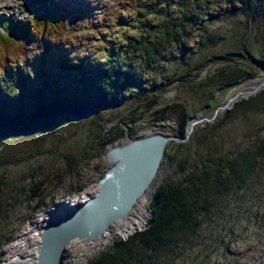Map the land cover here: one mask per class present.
Here are the masks:
<instances>
[{"label": "trees", "instance_id": "16d2710c", "mask_svg": "<svg viewBox=\"0 0 264 264\" xmlns=\"http://www.w3.org/2000/svg\"><path fill=\"white\" fill-rule=\"evenodd\" d=\"M206 1L205 6L201 5L202 0H123L120 3L118 1L115 7H111L100 18L97 17L98 20L95 18L86 20L84 27L92 31L94 39L90 52L81 57H75L66 50L63 41L72 35L63 14L59 11L49 7L45 11H37L30 22L23 19L12 21L0 17L2 23L0 43L6 45L2 47L7 58L15 56L20 58L17 54L22 52H17L16 49L23 51V47L29 42L39 45L42 49L35 57V61H31L32 57H28L29 65L23 64L27 62H19L18 64L23 67H18L16 70L9 65L12 71L6 68L5 73L0 77V115L10 107L14 113L17 112V119L22 122L18 130L13 128L11 134L0 138V156L2 152L9 155L10 150H16L15 147L9 148L10 144L26 137L36 138L30 142L19 141L26 147H31L35 159L37 155L41 159L46 152L51 151L50 148L44 147V141L40 140V137L47 135L49 127L47 123L50 119L42 118L51 115L50 112L59 113L63 109L58 106L55 109H47L45 104L51 106L81 96L86 98L91 93H104L105 97L95 96L91 99L96 112L100 105L105 104L107 107L102 111L110 110L108 99L113 97L114 99L120 96L134 98L139 105L147 96L149 83H153L152 88L155 89L158 82L163 81L168 75L166 65L162 68L165 62L169 65L176 64L178 70L183 67L188 68L190 65L192 68L196 66L195 70H200L201 74L209 66L216 65L210 73L201 77L198 90L190 87V92L200 95L199 102L204 108L212 104L210 102L214 94L224 95L228 90L257 78L246 62H239L233 58L239 54L238 57L248 59L259 70H264V0L230 2L231 10H237L235 13L231 12L234 18L231 23L240 20L243 25L245 20L247 29L244 31V41L236 50L237 53L233 51L234 53L224 54L215 48L216 40L220 38L219 31L212 33L210 25L204 26L206 13L208 12V16L213 14L211 0ZM239 4L242 5L236 9L235 6ZM171 6H174V10L169 9ZM221 14L230 17L228 11H222ZM198 27L204 30L208 36L207 40L212 42L210 55L191 52L188 47L193 32ZM118 30L120 31L117 32ZM130 34L135 35L130 36ZM75 38L81 41L82 45L87 46L83 37L76 35ZM229 41L230 39L226 40L225 45ZM230 42L235 44L237 37ZM77 51H80V48ZM221 60L225 63L217 67ZM149 77L154 78L149 80ZM174 77H170L172 81L168 83L178 80V78L173 79ZM151 92L153 90H150ZM30 94L33 95L32 101L22 99ZM69 108L70 106L66 105L64 110ZM181 111L183 113L178 136L185 138V124L188 123L190 114L185 112V108ZM226 114L227 116L240 114L244 118L264 114V90L248 100L237 102L233 111H227ZM3 118L0 117V127L3 125ZM4 119L11 120V118ZM28 120H39L40 127L29 125ZM94 120L101 123L97 116ZM160 127L167 129L165 125ZM124 128L116 127L112 128V131L105 132L110 139L106 145L114 144L120 138L119 133L115 135L113 130L124 132ZM218 130L219 126L208 125V129L198 135L194 148L191 143H182L178 147L172 146L167 151L165 156L175 166L173 176L164 179L154 189L148 205L151 217L146 228L135 232L128 239L113 243L89 264H194L196 260H200L199 264H207V260L225 242L226 250L230 248L235 239L233 234L227 232L229 225L226 227L216 224L215 231L209 229L210 215L228 198L245 193L250 179L256 172L262 170L264 138L254 142V150L245 148L237 153L223 152L219 158H215L217 151L214 152V145L209 143V134L212 132L211 136L214 138ZM102 136L103 134H100L99 137ZM99 147L96 154L102 155L106 148L99 149ZM66 148L59 153L65 165L79 160L74 159V154L85 150L78 137L71 139L70 143L66 144ZM3 149L5 151H2ZM25 157V155L20 156V159H16L18 162L9 159L6 165L21 163L22 158ZM193 158L195 161L192 163ZM46 164L48 163L43 166ZM164 164L165 162L161 166L159 175L164 169ZM37 169L39 168L31 169L29 173ZM5 170L8 168L0 165V172L3 173ZM74 170H77L75 166ZM68 173L72 174L69 171ZM53 176L52 178L49 175L51 181L58 183V173ZM77 192H70V197ZM258 193V200L262 202L264 187L258 190ZM64 197L69 198L67 194ZM11 200L14 202V199ZM9 202L10 200L4 204L0 203L1 226L4 224L3 219L10 217L6 215V210L13 202ZM16 222L18 221L15 220L14 224ZM19 223L22 225L21 222ZM232 224L235 225L232 222L230 227ZM217 241L219 244L214 247ZM10 242H12L10 237L5 240L0 239V250L5 245H10Z\"/></svg>", "mask_w": 264, "mask_h": 264}, {"label": "rangeland", "instance_id": "374dc122", "mask_svg": "<svg viewBox=\"0 0 264 264\" xmlns=\"http://www.w3.org/2000/svg\"><path fill=\"white\" fill-rule=\"evenodd\" d=\"M118 1L120 3L123 0H63L65 4L57 6L55 0L51 2L43 0L45 3L44 8L42 2H37L36 0H0V16L15 20L25 17L26 19H22L30 22L37 11L35 5L38 4H40L42 11L46 9V4L52 7L53 10L60 9V11L66 14L67 18L69 13L75 14V17L69 19L70 21H74L73 25L69 27L72 36L65 39L63 43L69 51H72V55L81 57L90 52L94 34H92L91 30H86L84 27L81 29L78 17L83 13L81 20L83 23L88 18L98 20L97 17L100 18L101 15L106 13L108 7L117 5ZM231 1L233 0H211L210 5L213 6L211 8L213 14L208 16L207 12L204 22V26L210 25L212 33L219 31L220 38L216 40L215 48L222 52V54L226 52L237 53L236 50L244 41V31L247 29L245 20H243V25H241L242 22H239L240 20L236 23H231L234 20L231 12H237L235 9L231 10ZM206 3V0H202L201 5L205 6ZM241 5L239 4L235 8L237 9ZM169 9L174 10V6H171ZM222 11H228L230 17H224L221 14ZM88 14H94V16L88 17ZM194 32L191 43L188 46L191 52L212 54L210 52V49L213 48L212 42L207 40L208 36L204 30L198 27ZM76 35L83 37L86 40L87 46H82V43L75 38ZM134 35L130 34V36ZM236 37L237 42L231 44L230 41L236 40ZM229 39L230 41L225 45V41ZM2 46L6 47V45L0 43V77L2 73H5L4 69L11 70L9 65H12L13 70L23 67L18 64L19 62H27L23 64L29 65L28 57H32L31 61H35V57L42 50L39 45L29 42L23 47V51L16 49L17 52H22L21 54H17L20 58L18 56L7 58ZM77 48H80V51H77ZM238 55L236 54L233 60L246 62L247 66L253 69L257 78L238 85L230 91L228 90L224 95L214 94L210 102L212 104H209L206 108L199 102L200 95L190 92V87L198 90L201 77L210 73L216 65L209 66L201 74L200 70H195L196 66L192 68V65H190L188 68L183 67L181 70H178L176 69V64L171 63L169 65V63L165 62L162 68L166 65L165 68L168 71V75L163 81L158 82V86H155V89L152 88L153 83H149V86H147L149 88L147 96L142 99L139 105L134 98L126 97V99L120 96L114 99L113 97L108 99L111 105L109 106L110 110L102 111L103 108L107 107V104L100 105L97 109L98 112H94L95 115L92 114L87 118L79 119L69 113L74 109L72 105L73 100L70 102L73 109L62 110L59 113L50 112L51 115H46L42 118H50L47 123L49 125L47 135L40 137V140L44 141V147L50 148L49 150L51 151L46 152L45 156L41 157V159L38 155L35 159L32 150H30L31 147H26L19 142H30L36 138H20L10 144L9 148L15 147L16 149L10 150L13 154L11 155L9 152V155H7V153L2 152L3 154L0 156V165H5L8 168L3 173L0 172V203L4 204L8 200L11 203L13 202L11 198L14 199V202L6 210V215L10 217L3 219L4 224L2 226L5 230L0 225V239L5 240L10 237L12 242L0 250V264H35V260L40 256L39 248L42 242L39 235V233L41 234L40 229L46 226L47 221L52 220L60 214L62 210L61 206L78 205L97 194L99 181L114 164L107 157L108 151L117 146L123 147L127 145L129 137L135 139V137L142 138V136L146 137L155 134L170 136L174 139L169 142L166 149L167 153L172 146L178 147L182 143H191L194 148L197 144L196 139L198 135L207 130L208 125H214L219 126V130L215 133L214 138L211 136L212 132L209 134V143L214 145V152L217 151L215 158H219L223 152L231 153L233 151L237 153L239 150L245 148L254 150V142L264 138V114L244 118L240 114L227 116L226 112L233 111L234 105L237 102L248 100L251 96L262 93L264 90V70H259L248 59L238 57ZM223 61L221 60L217 64V67L222 66L225 63ZM172 76H175L173 79L178 78V80L170 84L168 81H172V78H170ZM152 78L154 77H149L148 79ZM162 83L165 86H159ZM150 90H153V92L150 93ZM239 93L241 94L233 105L230 100ZM25 94L27 95V92ZM31 96L33 95L30 94V96L22 99L32 101ZM91 96L99 98L106 95L104 93H91L87 96V100L80 102V105L89 107V98L91 99ZM80 98L83 99L82 96ZM56 104L51 106L45 104V107L47 109H55ZM59 107L65 108V102L59 103ZM184 108L185 112L190 114V119L185 124L186 137L181 138L178 136V131L183 113L181 110ZM97 115L101 118V123L94 120V117ZM17 116V112L14 113L10 107L2 112L1 118H11V120L2 119L4 122L0 127V138L11 134L13 128L18 130L22 122L17 119ZM13 119L15 120L13 121ZM29 120L27 122L29 125H34L37 128L40 127L39 123L41 122L39 120ZM160 125H165L167 129H161ZM189 125H193V127L189 129ZM121 126L125 127L124 132L117 131V129L113 130L115 135L119 133L120 138L116 143L106 145L110 139L105 132L112 131V128ZM100 134H103V136L99 137ZM253 135L254 138H252ZM77 137L80 138L85 150L74 154V159L78 158L79 160H75L71 164L68 163L69 166L65 165V161L59 153L67 149L66 144L70 143L71 139ZM94 138L97 140H94ZM104 145L106 146L104 147ZM99 146L106 148L102 152V155L100 153L96 154ZM103 147H99V149ZM2 151H5V149ZM23 151L26 153L24 154ZM87 153L89 154L86 158ZM24 155L26 157L22 158L21 163L6 165L9 163V159H20V156L24 157ZM193 161L195 159L192 160V163ZM46 162L48 164L43 166ZM164 162V169L161 175H158L153 188L138 203L137 209L141 211L143 209V225L136 228L129 227L130 231L125 235L116 232L114 235L112 234L97 243H84L80 240H76L77 242L74 243L75 241H73V244L63 253V264H66V262L68 264H89L99 254L105 252L113 243L121 239H127L135 232L146 228L151 217L148 205L152 199L154 189L164 179L173 176L174 164L170 163L166 156L163 160ZM74 166L77 168L76 171L74 170ZM37 167L39 169L29 173L31 169ZM261 167L262 170L256 172L250 179L245 193L243 192L235 197L228 198L219 205V209L216 208L210 215L211 226H209V229L214 230L216 224L226 227L229 225L227 232L234 235L233 239L235 241L228 250H226L227 243L225 242L207 260V264H264V200L262 202L260 199V201L258 200V190L264 187V164ZM68 171L72 174H69ZM55 173H58V183L52 182L51 178H49V175L53 178V174ZM74 191L78 192L70 197L69 193ZM66 194L69 198L64 197ZM133 215H138V212L133 211ZM31 216L32 219H30ZM15 220L18 221L16 224H14ZM232 222L235 225L232 224L230 227V223ZM218 244L219 242L217 241L214 247L218 246ZM203 260L206 261V259ZM199 261L196 260L194 264H199Z\"/></svg>", "mask_w": 264, "mask_h": 264}, {"label": "water", "instance_id": "95a60500", "mask_svg": "<svg viewBox=\"0 0 264 264\" xmlns=\"http://www.w3.org/2000/svg\"><path fill=\"white\" fill-rule=\"evenodd\" d=\"M240 94L230 100L233 105ZM94 112L82 108L69 113L84 119L95 115ZM191 127L193 125H189V129ZM173 139L163 134L129 137L127 145L110 149L107 157L114 164L99 181L97 194L86 202L63 207V211L43 227L37 264H63L62 251L66 244L76 240L95 242L113 223L135 211L140 198L153 188L167 146Z\"/></svg>", "mask_w": 264, "mask_h": 264}, {"label": "bare ground", "instance_id": "6f19581e", "mask_svg": "<svg viewBox=\"0 0 264 264\" xmlns=\"http://www.w3.org/2000/svg\"><path fill=\"white\" fill-rule=\"evenodd\" d=\"M55 1H58V2H61L60 0H55ZM65 4V3H64ZM59 11H60V9H58ZM61 13H62V11H60ZM91 103V102H90ZM74 104H77L76 102L74 103ZM91 107H92V109L94 110V111H96L95 110V108L92 106V103H91V105H90ZM71 107V106H70ZM86 109H87V107H85ZM75 111H78V110H75ZM98 117V116H97ZM142 198V197H141ZM141 198H140V200H141ZM139 200V201H140ZM139 203V202H138ZM138 203H137V206H138ZM137 206H136V208L134 209L135 211H137L138 212V215H133V212L132 213H130V214H128L125 218H123V219H121V220H119L118 222H116V223H113L112 225H111V229H109L108 231H106V233L104 234V236L103 237H100V238H98L95 242H93V243H97V242H99V241H101V240H103V239H105V238H108V236H111L112 234L114 235L116 232L117 233H122L123 235H125V234H127V233H129L128 231H130L129 229L130 228H136V227H138V226H142L143 225V221H144V214H143V209H142V211L141 210H138L137 209ZM65 207H66V205H65ZM63 210H61L60 212H62ZM30 219H32V216L30 217ZM130 227V228H129ZM42 228L40 229V232L42 233ZM39 235L41 236V234L39 233ZM77 241H75L74 243H76ZM73 243L72 242H70V243H68V244H66L65 246H64V248H63V251H62V255H63V253L69 248V246L70 245H72ZM92 244V243H91ZM34 263V262H33ZM63 263V262H62ZM35 264H37V260H35ZM65 264V263H64ZM66 264H68L67 262H66Z\"/></svg>", "mask_w": 264, "mask_h": 264}]
</instances>
